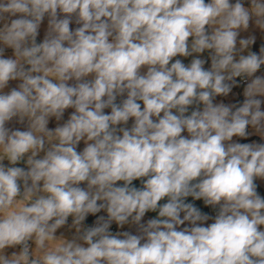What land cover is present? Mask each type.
I'll return each mask as SVG.
<instances>
[{"label":"clouds","instance_id":"9594fccd","mask_svg":"<svg viewBox=\"0 0 264 264\" xmlns=\"http://www.w3.org/2000/svg\"><path fill=\"white\" fill-rule=\"evenodd\" d=\"M257 33L264 0H0V264H264Z\"/></svg>","mask_w":264,"mask_h":264},{"label":"crops","instance_id":"0c3cea01","mask_svg":"<svg viewBox=\"0 0 264 264\" xmlns=\"http://www.w3.org/2000/svg\"><path fill=\"white\" fill-rule=\"evenodd\" d=\"M45 26H46V21H45ZM43 34H44V28L42 27V29H41V34H40V36L38 37V42H39L40 40H42V38H43ZM257 37H258V38H257V43H258V42H264V38H262V37L260 36L259 33H257ZM253 50H254V46H253ZM6 55H7V56H11V55H12L10 49H8V50L6 51ZM206 55H207V54H205V56H206ZM189 60H190V58L186 59V60H185V63H188ZM206 66H207V65H206ZM15 83H16V82H12L11 86H15ZM236 91H238V90H236ZM232 99H233V97H231V96L228 98V100H232ZM226 102H227V101H226ZM71 111H73V110H72V109H69V110L66 111L65 119L67 118V115H68ZM106 111H110V110H106ZM131 123H132V121H129V125H128L129 127L131 126ZM16 126H19V125H16ZM49 127H55V121H54V120L50 122ZM234 139H236V138H234ZM250 140H255V141H257V142H264V141H260V138L257 137V136H252V137H250ZM241 142H243V141H241ZM246 142H249V141H246ZM83 146H84V145H83V142H82L81 145L79 146V148L82 150ZM5 163H7V162L5 161ZM258 183L261 185L260 187L264 189V182H259V181H258ZM134 184H135L136 186H138V187L140 186V182H139V181H134ZM189 200L191 201V198H189ZM193 203H195L198 207H200L201 210H202L203 212H206V213H209V214H211V215H214L213 210H211L209 207H205V206L203 205L202 201H193ZM101 214H103V213H101ZM153 216H155V213H148V214L146 215L145 219H148V218L153 217ZM91 221H92V218L90 217L88 222L91 223ZM210 222H211V221H209V223H210ZM113 229L115 230V225H113Z\"/></svg>","mask_w":264,"mask_h":264},{"label":"trees","instance_id":"16d2710c","mask_svg":"<svg viewBox=\"0 0 264 264\" xmlns=\"http://www.w3.org/2000/svg\"><path fill=\"white\" fill-rule=\"evenodd\" d=\"M261 43H264V42H258V43H256V45H254V51H257L258 52L259 46H260ZM237 90L239 91V89H237ZM239 99L242 102V100H243L242 95L239 97ZM243 142H246V141H243ZM258 191H260L261 195H264V189L263 188L260 187L258 189Z\"/></svg>","mask_w":264,"mask_h":264},{"label":"built area","instance_id":"2783aa9c","mask_svg":"<svg viewBox=\"0 0 264 264\" xmlns=\"http://www.w3.org/2000/svg\"><path fill=\"white\" fill-rule=\"evenodd\" d=\"M114 230V229H113Z\"/></svg>","mask_w":264,"mask_h":264}]
</instances>
